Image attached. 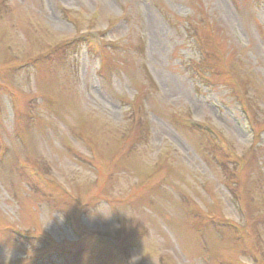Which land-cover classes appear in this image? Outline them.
<instances>
[{
  "label": "rangeland",
  "instance_id": "374dc122",
  "mask_svg": "<svg viewBox=\"0 0 264 264\" xmlns=\"http://www.w3.org/2000/svg\"><path fill=\"white\" fill-rule=\"evenodd\" d=\"M0 264H264V0H0Z\"/></svg>",
  "mask_w": 264,
  "mask_h": 264
}]
</instances>
